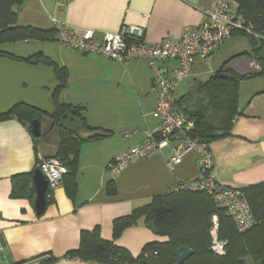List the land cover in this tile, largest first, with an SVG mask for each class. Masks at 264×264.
Listing matches in <instances>:
<instances>
[{"label": "crops", "instance_id": "1", "mask_svg": "<svg viewBox=\"0 0 264 264\" xmlns=\"http://www.w3.org/2000/svg\"><path fill=\"white\" fill-rule=\"evenodd\" d=\"M61 1L24 0L18 9V24L42 30L65 25L76 34L92 29L97 38L104 32L119 30L124 24L138 25L144 29L145 39L154 43L175 40L185 26L203 22L205 12L215 2L67 0L60 6ZM33 41L40 46L38 52L68 72L66 84L58 92V101L80 107L85 124L101 136L80 145L73 197L67 195L63 185L58 186L50 190L45 209L37 214L32 176L31 184L25 177L24 191L13 195L17 185L14 176L33 174L39 153L56 154L58 130L47 115L49 122H43L42 115L39 122L44 123V129L40 124L41 134L35 139L27 123L13 115L0 118V232L6 248L15 263L30 259L29 262H36L35 257L41 254L61 259L68 250L78 247L81 230L96 228L103 239L137 256L146 243L166 238L156 235L142 218L114 237L113 220L129 214L155 195L169 193L179 182L197 179V153L189 150L178 164L168 169L167 162L172 155L170 143L146 158L133 160L116 174L109 173L106 165L116 154L143 142L149 133L157 130L158 120L153 112L156 91L150 69L142 60L119 63L97 54H83L65 45L53 56L44 48L45 43L56 40ZM250 48V51L229 55L223 62L245 52L252 54L251 44ZM198 61L203 62L195 60L191 76ZM260 88L263 87L249 90L242 102L238 93L241 114L235 119L230 134L209 144L213 158L211 173L225 185L239 188L264 181V89ZM94 98L105 104L101 112L92 110ZM128 102L132 106L129 110ZM110 180L114 183V193L106 190Z\"/></svg>", "mask_w": 264, "mask_h": 264}, {"label": "trees", "instance_id": "2", "mask_svg": "<svg viewBox=\"0 0 264 264\" xmlns=\"http://www.w3.org/2000/svg\"><path fill=\"white\" fill-rule=\"evenodd\" d=\"M23 1L0 0V45L24 39H53L56 27L42 30L30 25L18 24V9ZM234 3L235 14L240 16L244 26L255 34L243 30L236 32L247 36L253 48L252 54L246 52L243 54L257 58L264 47V0H234ZM0 56L33 65L42 63L54 67V75L59 85L51 98L54 105L51 113L45 114L29 105L19 103L9 113L0 115V118L13 115L27 123L29 128L30 121L34 118L40 120L41 115H47L52 119L53 125L58 130L57 152L54 156L67 167L68 172L64 176L62 185L67 195L72 198L76 191L75 173L80 145L83 141L95 139L101 134L79 139L74 133L59 126V118L67 111L81 122L84 130H94L85 124L80 107L60 103L57 99L58 92L65 86L68 76L64 66L57 65L41 52L28 57H17L0 48ZM228 60L205 80L195 82L187 92L175 98L174 106L183 111L193 122L192 128L186 133L187 137L210 144L229 135L235 119L241 114L238 97L241 79L220 75L230 73L225 68ZM263 74L264 71L259 75ZM255 76L258 75L244 78ZM34 138L38 139V137ZM31 176L30 173L14 176L17 185L13 188L15 192H12L13 195H20L24 191L27 186L25 177L30 179L31 184ZM180 183L182 182L178 184ZM239 189L253 216L252 225L243 231L236 229L232 218L215 204L212 196L206 191L173 188L169 193L153 196L147 203L137 206L129 214L117 217L112 222L114 237L125 227L136 224L142 218L156 235L165 237V240L146 243L140 253L133 256L127 249L103 239L96 228L81 230L78 247L68 250L63 258L94 261L99 264H175L176 248L179 245H189L193 252L181 264H264V181L245 185ZM106 190L108 193L115 192L111 180L106 183ZM49 192L50 190L47 189L46 198ZM214 214L218 220L217 235L226 241L223 254H216L210 248L211 217ZM35 259L38 264H53L60 258L41 254ZM30 260L15 264L28 263Z\"/></svg>", "mask_w": 264, "mask_h": 264}, {"label": "built area", "instance_id": "3", "mask_svg": "<svg viewBox=\"0 0 264 264\" xmlns=\"http://www.w3.org/2000/svg\"><path fill=\"white\" fill-rule=\"evenodd\" d=\"M67 0H62V6ZM206 19L196 26H185L175 40L148 42L144 29L138 25H122L114 32H104L97 38L92 29H85L76 34L65 25L56 27L53 39L60 44L83 54H97L119 63L131 60L144 61L152 74V85L156 91L154 115L158 120L155 133H149L146 139L116 154L106 165V170L116 174L133 160L146 158L154 152L171 145V157L168 169L181 161L189 150L197 153L199 177L185 181L174 189L186 188L204 190L210 194L215 204L229 215L238 231H243L253 223V216L241 190L217 181L211 173L213 158L207 142L191 139L186 133L193 122L173 104L178 87L191 76L195 60L209 62L219 48L233 33L243 30L255 35L245 27L240 16L235 14L234 0H215L212 8L205 12ZM28 41V39H24ZM170 62L174 64L169 65ZM182 133V138L172 137ZM125 135H128L126 133ZM36 168L47 181V189L53 190L63 184L68 172L67 167L54 155H37ZM218 220L211 217V250L223 254L226 241L217 235Z\"/></svg>", "mask_w": 264, "mask_h": 264}, {"label": "water", "instance_id": "4", "mask_svg": "<svg viewBox=\"0 0 264 264\" xmlns=\"http://www.w3.org/2000/svg\"><path fill=\"white\" fill-rule=\"evenodd\" d=\"M230 73H221L223 77H237L259 75L264 71V47L257 58L246 54L237 55L225 64ZM59 82L54 75V67L42 63L30 64L0 56V115L9 113L16 104L29 105L39 112L49 114L54 108L51 100ZM59 126L74 133L79 139H85L100 132L86 131L81 122L67 111L59 118ZM30 131L34 137H39L40 122L37 118L30 121ZM182 133L175 134L172 139L182 138ZM32 183L35 189L34 207L40 214L46 205L47 181L38 169L32 174ZM193 250L189 245H179L175 250V264H181ZM0 264H15L9 254L3 236L0 232ZM26 264H38L30 262ZM53 264H99L94 261H81L78 259H59Z\"/></svg>", "mask_w": 264, "mask_h": 264}, {"label": "rangeland", "instance_id": "5", "mask_svg": "<svg viewBox=\"0 0 264 264\" xmlns=\"http://www.w3.org/2000/svg\"><path fill=\"white\" fill-rule=\"evenodd\" d=\"M248 40L249 39L247 36L239 35V34L233 35L230 39L226 40L221 45V48L214 54L213 58L209 62L198 61L193 68L194 75L189 77L186 81H184V83L180 85V87H178V89L175 92L176 93L175 95L179 96L187 92L195 84V82L200 80L201 81L205 80L216 68H218V66L223 62L225 58L229 57V55L240 54L245 50L250 51L251 48ZM35 42L36 41L33 40H29L28 42L21 40L16 42L3 43L0 45V48L9 51L11 54L17 57H28L29 55L38 52L40 49L39 48L40 46L36 45ZM56 42L45 43L46 44L45 45L46 48H44L45 51H50V53L53 56L58 55V51H60L63 46L59 42L57 43ZM258 87H263L260 88L261 90L264 89V74L255 77L241 79L239 82V89H238L240 102L244 100L249 90ZM91 105H92V110L95 113L101 112L102 108L104 109L105 107L104 103L98 102L95 98L92 101ZM131 107L132 106L130 102H128V110L131 109ZM48 117L44 115L43 116L44 119L42 121L49 122L50 118ZM42 123L40 124L42 129H44V123L43 124Z\"/></svg>", "mask_w": 264, "mask_h": 264}]
</instances>
